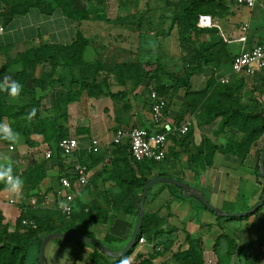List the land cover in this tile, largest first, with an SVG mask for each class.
<instances>
[{
	"label": "crops",
	"instance_id": "obj_1",
	"mask_svg": "<svg viewBox=\"0 0 264 264\" xmlns=\"http://www.w3.org/2000/svg\"><path fill=\"white\" fill-rule=\"evenodd\" d=\"M225 1H228V5L231 9L226 13H223L222 18L217 16L212 19L214 22L213 24H216V27H214L216 31L215 33L205 34L203 39L208 41H211L212 39L222 40L227 47L236 43H244L246 45H256L260 43L264 37V0H256L255 6L252 8L239 5L232 0ZM145 6L144 3V7L140 8L138 11H144L146 9ZM2 8L3 5L0 3V26H2V23L4 22L3 18H1ZM54 14L59 13L55 12ZM61 15L62 18H65L63 14ZM35 16L38 18L39 15L37 14ZM41 17L43 18L42 15ZM16 18L17 17H15L7 26L5 32L0 35V80H2L4 75H11L13 79L18 80L20 83L23 81V87L30 92L34 91L35 96H33V93L28 94L27 92L22 91L19 97L12 98L6 92H0V115L4 111L6 112L2 117V122L10 125L15 132L20 134L19 140L16 143L0 140V167L12 166L14 175L19 176L24 181V187L21 192L12 193L6 189V186L0 189V219L4 225H8V230L10 232L15 230L17 220L22 215L23 211L30 212L33 210L31 213L37 211L38 213H44L45 216L47 214L45 220L47 219L49 222H53L57 226H62L61 216L63 215L58 211L59 199L57 197V190L60 188L59 177L60 175L65 174L62 172V169L65 166L68 167L67 172H71L72 165L71 163H68V160L64 162V165L59 163V160L56 158L46 160L40 154L42 149L47 147L50 148L49 144H54L53 139L51 141L46 140L47 137L54 134L53 129L55 127L61 125V128H67L68 136L77 137L81 142L82 149H84L92 139H87V135L90 133L93 135H95V133H102V130L105 129V120L102 121L98 118V120L92 125L86 120V117H89L90 115L92 116L95 112L110 114L111 111V115L114 116V122L119 121V123L123 124V126L120 127L130 128L132 126H140L156 129L151 120L150 100L148 101V112L143 110L141 112L139 105L141 103L140 95L143 90L140 89L139 86H137L138 88L133 87L132 89L131 84L134 80H128L129 78L126 79V83L116 82L115 85L110 86L112 93L122 92L124 93L122 96L125 95L124 98L112 99L104 92L99 94H96L95 91L83 92L77 100L68 105V115L66 119L63 118L62 120H58L56 123L58 125L56 126L55 124H48L47 121L56 116L55 111L58 109V101L56 98L66 93V87L69 85V80L72 79V72L78 73L82 71V69H78L76 66H66L63 61L55 67L54 71L50 64L47 63H41V65L37 64V68H34L32 59L33 55L29 50L31 48L39 47L41 44L65 47L74 41L75 34L79 29L90 40L84 51V60L88 64H95L97 60H100L103 65L110 66L132 61L143 63L150 61L152 64H159L162 58L164 61L167 60L166 58H169L162 54L158 37L150 38L148 36L150 35L148 32L151 31L146 24L140 27V32L136 35L137 40L135 49L133 50L132 47L125 45L127 40H124L125 37L128 36L127 34L123 33L124 37L120 40H123V43H120L119 39L116 38L115 44L112 43L111 40L108 41V44H105L103 36L101 37L97 34L92 36L90 33L88 34L87 32L94 31L95 29V25H92V23L100 24V20L96 19L83 20L81 22H73L68 19V23L65 24L64 21H61L62 24H60V28H57V25H53L54 21L50 23V20L48 19L45 21V24H43V31L62 32L61 35H64L65 31L70 33L73 32L74 36L72 39H62V36L60 37L58 34L56 36L57 39H42V42L40 41L37 45L26 38L23 40V34L32 36L34 33H42V30L38 29L36 31L32 24H26L27 27H24L19 31H14L11 24ZM245 25L247 26L245 27ZM242 28H245L244 31H246V36H244V39L240 40L239 37L243 33L241 30ZM125 30L127 29L124 26L121 27L120 31L125 32ZM173 30L170 35L174 32ZM167 31H169V29ZM122 32H120L118 36H121ZM178 43L180 42L178 41ZM179 47H181L180 44ZM173 48H175V55H178L177 47L174 46ZM180 52L182 51L180 50ZM23 53H25L27 57V60L24 62H22ZM92 54L93 58H91ZM213 70V68L212 70L210 69L207 76L206 74H202L200 77L194 76L192 78V89L194 91L202 90L206 86ZM216 71H218L219 76H225L228 72H222L220 68ZM171 72L179 75V72L177 71ZM87 73L90 75L93 74V69L92 72L90 70ZM107 76L108 74L100 72L97 78L98 80H102ZM114 78L117 79L113 74V78L111 79L114 81ZM34 79H37V82H34ZM51 80H57V83L54 84L53 87H51ZM61 80H63V82ZM247 83H249L250 88H252L251 84L254 85L252 79L247 81ZM73 89L78 90V86H74ZM182 98L183 104L186 105V100H184L185 97L182 96ZM176 109V104H173L172 108L171 106L169 107V111L165 114V125L171 124L170 120H172L171 117L176 114ZM33 110H35V115L29 118ZM194 122L195 120H190L191 128L192 125H196ZM218 122L219 119L206 125V127H202V137L205 136L208 139H211L214 135L213 129L217 128ZM195 136L197 137L196 133ZM195 136L194 138H196ZM93 138L98 137L94 136ZM108 142L102 141L103 148L97 155L92 157L89 167V184L85 188L76 192V197L73 203L74 211L78 212L81 206L87 205L88 203H95L103 208H107L108 204L112 206L114 201L118 199V193L123 190V186L119 183V180L115 178L116 175H119L115 172L121 168L117 167L118 169H112L113 165L111 164V159L117 158L116 155L104 153L106 149L111 148V146L108 147L106 145ZM170 156L169 161L156 168L152 175L154 176L160 173H165L172 177L181 178L182 181L186 182L188 185L197 187L199 191L204 194L206 199L207 196L205 193H210L212 199L218 201V204L220 203L221 208L216 206L220 208V210H225L223 208L224 203L229 202L235 204L239 200L245 201L248 199V202H243L238 210H225L228 213L242 212L253 207L262 196L263 189L255 168L256 155H249L245 159L252 164L251 169L253 171L251 177H253L256 184V189L253 188L251 191L252 195L248 198H246V190H243L242 192L237 184L238 181L240 183L242 177H239L236 173L231 174L228 171L221 170L216 166L215 159L217 158H220L224 164L231 160L232 162L229 163L232 166L229 164L228 166L230 168L232 167V171L236 172L238 164L234 162V159H236L234 156L215 155L214 161L211 165L207 166L205 169H197L198 171L190 169L188 163L183 165L181 159L184 155H181L182 157L180 156V159H176L172 155ZM242 165L247 166V163L244 161L242 162ZM121 170L125 171L123 169ZM165 184L168 183H161V185H158L157 187H154L153 185L148 200L145 203V211L148 213L147 223L150 225L149 229L152 232V230L159 228V230L163 229L164 232H162L154 242L138 245L130 258L126 260L127 264L135 262L140 254L148 255L155 253V251L162 246L159 244H163V242L166 241L168 242L167 247H171V249L167 252H163L160 256H156L154 263L163 264L170 258L172 259L171 261H174L172 258L173 253L178 251L180 247H188L186 240L187 235L191 236L194 240L200 241L204 264H261V262H259L260 258L258 257L260 256L261 258H264V255L258 253V247H253L254 244H250V247L252 245V250H249L250 247H246L242 250L239 249L243 245H249V243L243 242L241 244L242 238L238 235L235 236L234 234H231V232L228 234L222 232L215 237V233L210 231L212 225L205 222L210 221L212 223L210 217L205 215L201 207L195 204L193 201L194 199L178 197L176 189L171 187L170 184ZM106 192L111 197L110 202V197L106 198ZM8 199H13L15 203L11 204ZM32 199L36 200V205H31ZM262 213L261 216L255 214L250 218L255 217L256 220L260 222V220L264 219ZM77 220V228L89 231L101 243H105V246L108 248H114L125 247L127 245L131 238V223L135 221V218L134 216H124L122 213L118 216L117 213H112V211H110V215L107 218H98V220L91 223H82L79 218H77ZM226 221L229 222L227 219ZM236 221H238V223H235L234 220H230V222H233L231 224H238L237 226L243 227L245 224V220ZM181 225L183 226L181 227ZM258 228L260 227H257V229ZM250 231L251 230H249V233ZM262 232L263 230L258 229L257 235H260ZM225 234L229 235L226 240L229 238L236 240V250L231 256L227 255V249L224 253H221L219 248H222L223 245L226 244V240L222 239V237L220 238V236ZM108 236L113 237L110 242L107 240ZM262 236L264 237V232L262 233ZM208 239L214 240L215 242L208 245ZM218 241L221 242L219 246L217 243ZM255 241L258 245L261 244L263 246L264 244L261 240V242H259L256 237ZM33 243H37V241ZM259 247L261 248V246ZM171 251L173 252L171 253ZM254 253H256L255 256L258 259L257 261H253V259L249 258L250 256L254 257ZM71 256L67 259V264H79L71 259Z\"/></svg>",
	"mask_w": 264,
	"mask_h": 264
},
{
	"label": "trees",
	"instance_id": "obj_2",
	"mask_svg": "<svg viewBox=\"0 0 264 264\" xmlns=\"http://www.w3.org/2000/svg\"><path fill=\"white\" fill-rule=\"evenodd\" d=\"M0 1L2 2L3 5L1 17L3 18L4 21L3 23L5 28H7V26L14 20L15 17L27 15L33 9L40 10L41 12L49 16L53 15L56 11L59 10L61 11V14H63L65 18L73 22L74 21L81 22L83 20H89V19L109 21V17L104 13H99L97 9H93L92 7H90V9L79 8L76 5L75 0H17V2H14L12 5L7 4L9 0H0ZM164 1L167 7L173 8V15H172V23H171V27L169 28V31L162 34L163 35L170 34L171 31L174 29V25H179L178 26L179 30L177 34L179 37V42H180L179 44L181 46L180 48L183 53V61L184 64L188 63V67L184 72L185 74L176 75L175 73L167 71V69L165 70L163 68L164 66L160 67L159 65H156V63L152 64L150 61L145 63L137 62V61L122 62L113 65L111 68L122 65L126 67L130 66L131 69L132 66L138 65L140 66L139 69L140 72L138 71L135 75L115 72L114 76L117 77V81L119 83H125L126 79L129 78L128 80L132 79L135 81V87H137L138 81L141 79L143 75L144 76L150 75L152 77L160 78L161 81L160 83L162 85L158 86V88H156L155 90L160 95L167 98L168 106L165 110V114H167V112L169 111V104L171 99L170 93L172 94L175 91V89H184L186 97L194 94L195 96H200V94L202 95V93H204V90L203 91L192 90V78L196 75L203 74L204 71L208 68V66L211 65V67L214 70L212 71V75L207 81L208 88H206L207 89L206 91L213 94L215 93L214 91H217V96L206 100V102L204 103L206 105V108L204 110L210 116V120H208L207 122H211V121L214 122L217 119H219L220 113L223 114V110L225 109L224 106L225 100L223 99V97L225 96L232 97V99H234V102L237 104V100H238L237 92L241 86L240 85L241 83L239 82H243V84L246 85L247 81L252 79L254 85L251 84L252 86L251 89L254 91L253 94L255 95L259 93L261 90H264V78L262 76H256L250 78L244 74L241 75L234 74L233 77H230V81L228 83H222L219 80L221 76H219V73L216 70L219 69L222 63H229L231 68L235 56L234 54L232 55L229 53L230 50H228V47L226 46L225 43H223L222 40L221 41L218 39H212L211 41H208L206 39L204 40L203 36L205 34L215 33L216 29L200 28L198 27L197 23L200 15L211 14L216 16V15H222L223 13L229 11L230 6L228 5V1L225 0H164ZM232 1L238 3L237 0H232ZM141 12L140 11L136 12L140 14V17L137 22V26L139 27L144 26L145 23L143 22L146 21V18L149 19L148 23L146 22V25L149 26L150 18L148 16V8H146L144 11ZM117 18L120 17H116V19ZM148 29L152 31L150 29V26L148 27ZM73 40L74 41L71 44L65 47L59 45L49 46L46 44H41L39 47L31 48L29 50L33 55L32 59L34 63V68H37V64L41 65V63H47L50 64L52 70L54 71L55 67L59 65L61 61H63L66 66L69 67L76 66L78 67V69L79 68L82 69V71L78 73L72 72V79L69 80V85L68 87H66V93L56 98V100L58 101L57 104L58 109L55 111L56 116L53 119L51 120L49 119L47 121L48 124L49 123L52 125L55 124V126L58 125L56 124L58 120L67 118L68 105L71 102L77 100L83 92H87V91L88 92L95 91V93L98 92L96 94L104 92L105 94L109 95L114 99H122L125 96V95L122 96L124 94L122 92H117V93L111 92L109 80L107 79V77L103 78L102 80H98L97 78L98 74H100V72H103L102 69H107V68L109 69L110 65H103V63L100 60H97L95 64L94 63L88 64L84 60V51L87 45L89 44L90 40L83 34L81 30L79 29L77 30ZM183 50L185 52H183ZM22 60H23L22 62L27 60L25 53L22 54ZM151 65H154L152 70L150 69L148 70L147 67ZM92 69H93V74L91 75L88 74L87 72L90 70L92 72ZM145 70L148 71L145 73ZM228 73L229 72H227L226 75ZM238 78H240L241 80L238 81L237 80ZM35 81L37 82V79H34V82ZM61 81L63 82V80ZM50 82H51V87H53V85L57 83V80L56 81L51 80ZM74 86H78V90H74L73 89ZM103 88H106V90H104ZM22 91L27 92L28 94L33 93V96H35L34 91L30 92L25 87H23ZM191 102L192 100L189 102V105H191ZM255 103H257L258 106L259 103L257 101ZM200 104H202V101L200 102ZM213 107L215 108V110L217 109L215 112L213 111L214 110ZM257 110L260 117L264 116V109L258 106ZM5 114L6 112L4 111L0 115V119H1L0 122H2L3 119L2 117ZM228 118L231 117H227L225 123H228L227 121L229 120ZM221 122L219 120L218 125H220ZM221 124L223 126L224 123ZM53 130H54V134L51 135L50 137H47L46 141H51L52 139L54 140V144H49L50 148L53 150L54 153L52 159L56 158L57 160H59V163L64 165V162L67 161V158L59 148V142L61 139L68 137V129L61 128V125H58ZM193 135H194L193 129L191 127L190 130L184 135H180L179 133L169 134L166 157L164 160L160 162L154 160H148V159L142 161L135 160L132 156L130 143L128 140L120 144H114L111 146L110 149H106L104 151V153L110 155H116L117 158L111 159L112 162H116L119 164L126 163L128 167V168L126 167L127 170L125 171H122L120 169L121 171H119L118 173L119 176L117 179L119 180V183H121V185L123 186V190L118 194V199L113 203L115 208L111 209L110 211L114 213L125 212L124 213L125 215L127 212L132 213V215L135 218V221L131 223V228H132L131 236L133 234V230L135 228V225L139 217V203L141 200L142 192L147 182L158 176H167L170 178L182 180L181 178L172 177L165 173H160L151 176V172L149 171L148 168V167H152L155 170L159 166L168 162L169 157H171L170 155L174 156L176 159H180V156L183 155V152L182 151L175 152L173 150L172 143H179L186 150H189L191 148L198 150L196 151V153L191 152V155H187L188 166L190 169H194L195 171H197L198 168L205 169L207 166L211 165L214 161L215 155L217 153H220V151L218 150L220 149V146L215 145L211 139H208L205 136L202 137L200 145L196 146L197 144L194 143ZM252 140H253L252 135L248 137L244 136L242 142L240 144H236L237 149L234 150V152H236L235 153L236 155L234 156L243 159L247 158L249 156L248 148L250 143L253 142ZM229 148L232 149V146L230 145ZM97 154L98 153L90 154L86 150L82 149L78 151L75 155L77 156L79 161H81L82 163H86L90 167L92 157H94ZM260 159H261V155L259 157V161L256 166V173L257 176L260 178V183L263 186V191H264V177L260 173ZM67 168L68 167L65 166L62 169V172L68 175ZM128 170L130 172H128L127 174ZM124 173H126L127 175L124 176L123 175ZM165 185H169V184H165ZM4 186L5 184L3 182H0V189L3 188ZM170 186L176 189V191L178 192V197L186 198L184 197L182 190L179 187L172 184H170ZM151 189L152 188H150L149 190L148 197L150 195ZM189 199H196V198L190 197ZM201 204L204 208L208 209L202 202ZM82 207L78 212L73 210L72 214L69 217H67L64 213L58 210L59 213L63 215L61 216L62 226L59 225L57 226L53 222H49L47 219L45 220L47 214L45 216L44 213H38L37 211L31 213L33 210L30 212L23 211L22 215L17 220L15 230L12 232L8 230L9 229L8 225H4L0 219V244H1L0 264H25V260L27 258L28 246L36 241L37 244L40 246L43 237L48 233L54 231L63 232V231L73 230V231L81 232L86 236L95 238L94 235L89 231L76 227V221H78L77 218H79V220L82 223H87V222L91 223L94 222L95 220H98L99 218V215L93 212L90 206H85V208ZM263 207L264 204L254 213L248 214L244 217H226V219L234 220V221L245 220L255 215ZM107 217L108 216L103 218H107ZM218 217H224V216L218 215ZM24 220L34 221L37 226L34 228L32 226L24 225L23 224ZM147 221H148V213L145 211L144 221L140 230V235L138 237L136 246L130 251H128L121 258L117 259L115 263H113L110 260L111 257L107 256L98 247L92 244L91 245L93 246L92 248L94 250L88 255V257L86 258L87 260L85 259L86 261L85 263L86 264H122L123 262H125L134 253L136 247L139 245V239L141 237H145L148 242L152 243L159 237V235L162 232H164L163 229L159 230V228H156L151 232V230L149 229L150 225L149 223H147ZM258 224H259L258 227L260 228L262 226L264 227V219L260 220ZM228 236L229 235L225 234L220 236V238L222 237V239L226 240ZM111 238L113 237L111 236L107 237L108 242L111 241ZM186 240L188 247L186 248L180 247L178 251L173 253L172 258L174 259L175 264H204L203 253L200 247V241L194 240L189 235H187ZM81 242H83L86 245H89V243L85 241H81ZM217 243L219 246L221 242L218 241ZM226 243H227V255L231 256L232 253L235 252L236 250V240H234L233 238H229L228 240H226ZM167 244L168 242L166 241L163 242V244L160 243L159 245L166 246L164 247L166 250L165 249L164 250L168 251L171 249V247L170 248L167 247ZM245 247H249V245L248 244L243 245L239 249L242 250ZM123 248L124 246L114 247L111 249H115V251H120ZM164 250L160 251L157 249L155 253L148 255L140 254L138 258L142 259V261H140L141 264H145V263L155 264L154 259L156 258V256L162 255Z\"/></svg>",
	"mask_w": 264,
	"mask_h": 264
},
{
	"label": "rangeland",
	"instance_id": "obj_3",
	"mask_svg": "<svg viewBox=\"0 0 264 264\" xmlns=\"http://www.w3.org/2000/svg\"><path fill=\"white\" fill-rule=\"evenodd\" d=\"M14 2H17V0H9L7 2L8 5H12ZM76 5L79 8H89L92 7L93 9H97V11L99 13H104L105 15L109 16V21H100L98 23H92V25L94 26V31H90L87 32L88 34L90 33L92 36H94L95 34L100 35L101 37H104V43L108 44V41H112V43H116V38L119 39V41L122 39V37H124V34H127L128 36L125 37V40H127V43H125L126 46L132 47V49H135V45H136V35L138 34V32H140V27L137 26V22L138 19L140 17L138 10L140 8L144 7V3H145V7H148V16L150 18V29L152 30L151 32H148L150 35H147L151 38V37H158V41H159V45L161 46V51L162 54L166 55L169 58H166L167 60L164 61L163 58L162 60H160L159 65L160 67H163L164 65V69L167 71H177L179 72V75H184L187 67H188V63L184 64L183 61V53L180 52L181 48L179 47V37H178V26L179 25H174V32L170 35V34H165L163 35L162 33L167 32V30L171 27V23H172V15H173V8H169L167 7L165 4L164 0H75ZM0 3H2L0 1ZM232 3V2H231ZM231 9V7H230ZM59 14H54V15H46L45 13L41 12L40 10L37 9H33L30 11V13L28 15L25 16H20L17 17L16 20L11 24L14 28V31H19L20 29H23L24 27H27L26 24H32V26L34 27V29H36V31L38 29L42 30L43 24H45V21H47L48 19L50 20V23L53 22V25H57V28H60V24L61 21H64L65 23H68V19L67 18H62V15L60 14V11H56ZM39 15L38 18L35 15ZM41 15L43 16V18L41 17ZM120 17L117 18L116 17ZM216 16H220V18H222L223 15H216ZM216 16L211 15V14H203L199 16L198 19V27L200 28H207V29H213L214 27H216V24H213L214 22L212 21V19H214ZM2 18V17H1ZM148 18H146V22L148 23ZM17 21V22H16ZM2 26H4V23H2ZM127 29L125 30V32L120 31L121 27H124ZM148 26V27H149ZM5 27V26H4ZM139 27V28H137ZM99 28V29H96ZM131 29V30H130ZM245 29V28H244ZM244 29L242 28V34L240 35L239 39L242 40L244 39V36H246V31H244ZM143 31V30H142ZM122 32L121 36H118L119 33ZM124 33V34H123ZM28 34V33H27ZM60 35V37L62 39H69L74 36L73 32H66L64 33V35H61L62 32H47V31H43L38 32V33H34L32 36H28L23 34V40L24 38L28 39L29 41H32L34 43H36L38 45V43H40V41L42 42L43 40H47V39H57V35ZM71 34V35H70ZM105 35V36H104ZM113 36V37H112ZM115 36V37H114ZM205 36V35H204ZM203 36V37H204ZM120 43H123V40L120 41ZM178 44V46H177ZM258 44H264V37L262 39V41ZM256 45H246L244 43H236V44H232V46L230 45L228 47V50L230 54H234V56H236V54L238 55L239 53L246 51V50H250L252 48H254ZM177 47V54L175 55L174 53V49L173 47ZM213 48V47H212ZM182 51V50H181ZM183 52H185L183 50ZM195 57V56H194ZM91 58H93V54L91 55ZM195 59V58H194ZM195 64V63H194ZM193 64V65H194ZM229 63H222V65L219 67L222 72L224 71H228L229 73L227 74L229 77H233L234 74L231 71V68H229ZM154 65H151L149 67H147V69L152 70ZM110 68L108 69H102V71L106 74L108 73L107 79L109 80V84L110 86L115 85L117 81L116 78H114L115 80L113 81L111 78H113V74L115 72H120V73H126V74H130V75H135L138 71L140 72V66L138 65H134L132 66V68L130 69L129 67L126 66H118V67H113L109 66ZM211 65L208 66V68L204 71L203 75L206 74V76L208 75V73L210 72L211 69ZM145 70V73L148 71ZM202 75V74H201ZM201 75H196V76H201ZM112 76V77H111ZM163 79V78H162ZM238 81H240L241 79L238 78ZM168 81V80H166ZM165 81V82H166ZM160 78L157 77H152L150 75H143L141 77V79L138 81V86L140 89H142V94L140 95V105L139 107L141 108V112L142 110L145 112H148V107H149V93L151 91V89H156L158 88V86H161L162 84L160 83ZM126 83V81H125ZM135 83V81L132 82L131 87L133 89V87H135L133 84ZM206 83V82H205ZM208 83V82H207ZM241 83L240 85V89H238L237 92V104L234 102V99H232V97L229 96H225L223 97V99L225 100L224 106L225 109L223 110V114L220 113V117L219 120L221 123H224L223 126L220 123V125L217 126L216 129H213V133L214 135L212 136V142L215 145H219L220 149H218L220 151V153H217L216 155H236L234 152L235 149H237L236 144H240L244 138V136H251L253 138V142L250 143L249 145V152L248 155H256V163H255V168L256 165L259 161V157L260 155H262V149L264 147V116L260 117L257 107L259 106L260 108L264 109V90H261L259 93H257L256 95L253 94V90L249 87V83H247L246 85L243 84V82H239ZM130 87V88H131ZM193 87V85H192ZM138 88V87H137ZM206 88H208V84H206V86L200 90L203 91L204 93H202V95L200 94V96H195L194 95H190L188 97H186L185 95V90L184 89H175V91L171 94L170 93V104L169 107L171 106V108L173 107V104L177 106L176 109V114L174 116L171 117L172 120H170L171 124H183L186 121H194L195 120V124L196 125H192V129H193V140L195 141L194 143H196V146H199L201 143V139H202V134L201 132H203L202 127H206V125L212 123L211 122H207L208 120H210V116L207 114V112H205V108L206 105L204 104L206 102V100L214 98L217 96V91H214L215 93H210L207 92ZM104 90H106V88H103ZM193 90V89H192ZM98 93V92H96ZM137 95V94H136ZM183 97L185 101V104H183ZM139 97V96H138ZM196 97V98H195ZM112 98V97H111ZM195 98V99H194ZM113 99V98H112ZM192 100L191 105H189V102ZM189 101V102H188ZM202 101V104H200V102ZM258 102V106L257 103ZM143 107V108H142ZM214 108V107H213ZM217 110V109H216ZM214 108V112L216 111ZM112 112L110 111V114L107 113H103V112H95L93 113V115L86 117V120H88L91 125L94 124L98 118H100V120H105L106 125H105V129L102 130V133H95V135H93L92 133H90L89 135H87V139H91L94 136L98 137L99 139H101L104 142H108L111 140L115 130L120 127L123 126V124L118 122H114V116L111 115ZM174 114V113H173ZM166 116V115H165ZM227 117H231L228 118L229 120L228 123H225L226 118ZM166 118V117H165ZM115 124V125H114ZM127 126V125H124ZM209 129V127H208ZM253 131V132H252ZM259 132V133H258ZM195 133L197 134V137L195 136ZM194 136L196 138H194ZM257 137V138H256ZM173 145V150L175 152H183V157L181 159V162L183 163V165H185L187 162V157L186 155H191V152L196 153V151H198L197 149L191 148L189 150H186L185 148H183V146H181L179 143H172ZM230 145L232 146V149L229 148ZM235 145V147H234ZM168 146V145H167ZM229 149V150H228ZM124 152V151H122ZM234 152V153H233ZM124 155V154H123ZM194 155V154H193ZM236 159H234V162L236 164H238L237 167V171H232L233 169H231L228 164L230 166H232L229 162H232L231 160H229V162L226 164L222 163L223 161L220 158L215 159L216 162V166L218 168H220L221 170H225L226 172H230L231 174L236 173V175H238L239 177H242V180L237 182L238 186L240 187V189L242 190H246L247 194H246V198L251 197L252 193L251 191L255 188V182L253 180L252 176V169L251 166L252 164L250 163V161L245 160L243 158H237L236 156H234ZM247 163V166H243L242 162ZM180 161V160H179ZM241 163V165H240ZM111 164L113 165L112 169H118L121 168L123 170H127V164L126 163H116V162H111ZM220 165V166H219ZM118 167V168H117ZM125 167V168H124ZM127 167V168H126ZM149 171L151 172V176H153V172L154 169L152 167H148ZM152 168V169H151ZM140 169V168H139ZM199 170V168H198ZM197 170V171H198ZM118 170L115 173H119ZM130 172L129 170L127 171ZM149 172V173H150ZM141 173V172H140ZM126 173H124L123 175H127ZM119 176V175H118ZM118 176H115V178H118ZM111 178V177H110ZM109 178V179H110ZM238 179V178H237ZM263 180V179H262ZM158 185H161V183H156L154 184V187H157ZM123 189V187H122ZM263 189V186H262ZM122 191V190H121ZM119 194V193H118ZM207 196V200L214 206H221L220 203L218 204V201H216L215 199H212L210 193H205ZM110 195L106 192V198H109ZM111 200V197L109 199V202ZM195 202L196 205H198L199 207H201V209L203 210V212L205 213V215H208L212 221V223L210 221H205L208 222V224L210 223L212 225V229L210 227V231L212 233H215V237H217V235H219L222 232L225 233H229L231 232V234H234L235 236H240L241 238V244L243 242H248L249 243V247L250 244H254L253 247H258V253H262L264 255V244L263 246L261 244L258 245V243L255 241V237L259 242H264V237L262 236V233L260 235H257V227H258V220H256L255 217L253 218H248L245 219V224L244 226H237L238 224H231L233 222H229L226 221V218L224 217H218V214L215 212L210 211L209 209H206L202 206L201 202L198 199H194L193 200ZM243 202H248L247 200H239L237 203L233 204V203H224L223 208L225 210H238L240 208V206L243 204ZM259 202V201H258ZM257 202V203H258ZM256 203V204H257ZM255 204V205H256ZM254 205V206H255ZM85 206H90V208H92L93 212L97 213L99 215V218H103L106 216L110 215V210L115 208L114 205L112 204L109 205L107 208H103L101 206H98L95 203H88L87 205H83L82 208H85ZM253 206V207H254ZM80 207V208H81ZM218 208V207H216ZM221 208V207H220ZM218 208V209H220ZM222 210V209H221ZM225 210H222L224 212H227ZM248 210V209H246ZM245 210V211H246ZM101 212V213H100ZM263 212V213H262ZM114 213V212H112ZM118 216L124 215V216H131L133 217L132 213H126V215L123 212H116ZM229 213H236V212H229ZM262 215L264 216V207L258 211L256 214L257 215ZM254 216V215H253ZM259 216V217H260ZM235 223H238V221H235ZM183 225H181L182 227ZM263 227V226H262ZM261 227V228H262ZM259 230H264V227L262 229ZM249 230L250 233H249ZM254 233V234H252ZM261 240V241H260ZM82 239L80 238H54L52 240H50L46 247H45V259H46V264H67V259L70 258L75 260L77 263L79 264H86L85 259L88 257V255L94 250L92 247V245L89 243V245L84 244ZM215 241L214 240H207L208 245L213 244ZM178 243V241H177ZM252 245L249 248V250H252ZM261 246V248L259 247ZM113 248V247H111ZM110 248V249H111ZM223 248V249H222ZM220 247V251L221 253H224V251H226L227 249V243L225 245H223V247ZM246 248V247H245ZM112 251H114L115 249H111ZM164 250V246H161L160 251ZM71 252V253H70ZM167 252V251H164ZM173 251H171L172 253ZM249 252V251H247ZM71 254V255H70ZM256 253L253 254L254 257L250 256V259H253V261H257L258 259L255 256ZM39 245L37 243H32L28 246V251H27V258L25 260V264H39ZM260 258L261 264H264V258H261L260 256L258 257ZM87 260V259H86ZM110 260L115 263L117 259L111 257ZM172 259H167L163 264H175V261H171ZM142 259L137 258L135 260V262H131L129 264H141ZM171 261V262H170ZM238 261V260H237ZM124 263V262H123ZM147 264V263H145ZM220 264V263H218ZM248 264V263H247ZM258 264V263H257Z\"/></svg>",
	"mask_w": 264,
	"mask_h": 264
},
{
	"label": "built area",
	"instance_id": "obj_4",
	"mask_svg": "<svg viewBox=\"0 0 264 264\" xmlns=\"http://www.w3.org/2000/svg\"><path fill=\"white\" fill-rule=\"evenodd\" d=\"M239 5L252 8L256 0H237ZM247 25H245L246 27ZM6 28L0 26V35ZM231 71L233 74H244L248 77L262 76L264 78V44H258L250 50L243 51L235 56ZM222 83H228V75L221 76ZM151 120L156 129L132 126L130 128L119 127L115 130L111 140L106 144L108 147L114 144H120L126 140L130 143L132 156L137 161L145 159L162 161L166 157L168 136L171 133L186 134L190 130L191 123L186 121L183 124L165 125V110L168 106L166 97L160 95L155 89L149 93ZM59 148L66 156L68 163L72 165L71 172L62 174L59 177V186L57 190L58 209L69 217L74 210V200L76 192L85 188L89 184L90 168L86 163H82L75 155L82 149L81 142L77 137H65L60 140ZM103 148V143L99 138H92L89 144L84 148L88 153L96 154ZM46 160L53 158V150L49 147L42 149L40 153ZM11 204L15 203L13 199H8ZM31 205H36V200H31ZM24 225L36 227L34 221L24 220ZM148 243L145 237L139 239V245ZM161 248V247H160ZM158 248V250H160Z\"/></svg>",
	"mask_w": 264,
	"mask_h": 264
},
{
	"label": "water",
	"instance_id": "obj_5",
	"mask_svg": "<svg viewBox=\"0 0 264 264\" xmlns=\"http://www.w3.org/2000/svg\"><path fill=\"white\" fill-rule=\"evenodd\" d=\"M260 173L264 177V147H263V151H262V155H261V159H260ZM156 183H168V184L175 185L182 190L184 197H186V198L194 197V198L198 199L199 201H201L210 211H213V212L217 213L218 215H222L224 217H244L248 214L254 213L264 204V191H263V194H262L259 202L254 207H252L246 211L236 212V213L223 212L220 209L214 207L206 199L204 194L199 191V189L197 187H192V186L188 185L186 182L179 180V179L170 178L167 176H158V177L151 179L149 182H147V184L144 187V190H143L142 195H141V200L139 203V217H138L137 223L135 225V228L133 230V234H132L130 240L128 241L127 245L122 250L112 251L110 248H108L103 243H101L98 239L86 236V235H84L78 231H73V230L63 231V232L54 231V232H51V233H48L47 235H45L43 237L41 243H40L39 257H38L39 258V264H46L45 247H46L47 243L54 238H80L87 243L95 245L96 247H98L102 252H104L109 257H113L115 259L121 258L128 251L133 249L137 244V240H138V237L140 235V230H141V227H142V224L144 221V217H145V203H146V200L148 197V193H149L150 188Z\"/></svg>",
	"mask_w": 264,
	"mask_h": 264
},
{
	"label": "clouds",
	"instance_id": "obj_6",
	"mask_svg": "<svg viewBox=\"0 0 264 264\" xmlns=\"http://www.w3.org/2000/svg\"><path fill=\"white\" fill-rule=\"evenodd\" d=\"M23 90V85L13 79L11 75H4L0 80V92H6L10 97H19ZM35 115V110L30 114L31 118ZM20 134L15 132L10 125L0 122V140L16 143ZM0 182H3L6 189L12 193H18L23 190L24 181L17 175H14L12 166L0 167ZM127 264V261L124 262Z\"/></svg>",
	"mask_w": 264,
	"mask_h": 264
}]
</instances>
